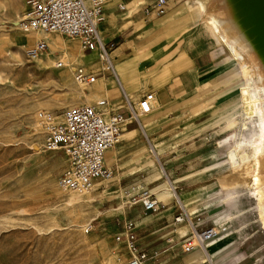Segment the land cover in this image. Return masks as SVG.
<instances>
[{
  "label": "rangeland",
  "instance_id": "obj_1",
  "mask_svg": "<svg viewBox=\"0 0 264 264\" xmlns=\"http://www.w3.org/2000/svg\"><path fill=\"white\" fill-rule=\"evenodd\" d=\"M26 7V0H0V264H126L129 251L116 235L122 231L123 217L136 219L133 209L137 205L143 207L139 188H135L137 180H141L142 187L149 189L159 185L158 196L166 200L165 196L170 192L174 195L172 185L190 180L178 179L186 174V166L193 163L199 168H214L211 181L217 186L204 194L205 201L218 205L214 215H221L225 209L240 213L256 234L255 244L264 252V216L260 214L262 210L250 183L256 162V147L252 143L256 141L260 128L258 113L250 110L254 105L244 97L246 88L252 97L258 94L253 58L244 56L234 61L223 50L232 59L226 88L229 92L224 100L226 105L223 110L214 112V116L209 114L207 117V122L216 124L213 129L216 135L201 143L203 146L212 142L214 157L193 158L194 161L188 157L190 155L185 156L194 148L181 149L182 145L177 142L167 143L164 148L155 143L157 152L158 149L161 153L162 150L180 148L183 157H169L162 153L160 162L157 161L153 168L146 165L147 159L153 156H147L143 162L146 168L137 179L115 174L97 181L90 192L62 190L57 180L66 167L64 154L62 150L47 149L37 111L45 108L61 113L72 106L69 98L74 95L75 84L83 93L84 86L75 81L72 69L75 64H82L78 58L83 50L77 39L54 35L75 43L71 47L69 44L73 51V59H69L65 53L53 51L51 39L43 35L49 45L47 52L40 59L28 58L26 48L37 38L28 40L26 35L33 33L38 38L42 35L25 33L17 26L16 22ZM211 8L215 5L211 4ZM204 18L210 25L205 14ZM59 59L65 61L66 66H57ZM203 112L207 111L189 112L187 123ZM145 124L148 131L154 122ZM126 143L122 141L119 146ZM260 170L262 175V167ZM172 180L176 181L170 182ZM127 190L135 194L137 202L128 201ZM189 202L186 201V205ZM186 211L190 215L199 214L192 206H187ZM143 216H146L144 212L140 218ZM145 227L142 231L137 229L138 236L140 233L147 237ZM224 227L226 225L222 224L219 232ZM152 261L153 258L146 264Z\"/></svg>",
  "mask_w": 264,
  "mask_h": 264
},
{
  "label": "crops",
  "instance_id": "obj_2",
  "mask_svg": "<svg viewBox=\"0 0 264 264\" xmlns=\"http://www.w3.org/2000/svg\"><path fill=\"white\" fill-rule=\"evenodd\" d=\"M156 2L105 0L104 18L99 23V30L103 38L115 39L118 43L114 51L116 73L104 71L94 82L83 87V93L75 84L74 95L69 98L73 105L94 104L109 116L112 112L127 110L128 102L138 106L145 94L154 93L151 111L143 114L140 122L128 120L120 141L105 153L106 164L115 168L114 175H130L135 179L143 174L146 168L143 162L147 156H153L146 161V165L153 168L157 161L160 162L162 153L169 157H183L180 156L182 148H194L185 154L192 159L214 157L212 142L201 144L216 135L213 130L216 124L206 120L209 114L214 116V112L223 110L229 92L226 88L231 60L224 54L197 3L194 0H167L164 14L146 12L145 8L154 6ZM120 4H125V8H120ZM48 32L53 34H42L38 39L46 35L50 39L54 35L68 36ZM65 41L70 47L75 45L71 40ZM59 51L64 54V49ZM93 51L80 52L78 60L87 69L101 73L102 60ZM72 53L71 50L67 58L73 59ZM100 99L107 102L99 104ZM203 110L207 112L194 116L192 122L187 123L189 112ZM149 121L154 124L147 131L145 122ZM122 141L127 143L119 146ZM173 142L181 144V149L162 150L161 153L158 149L157 152L155 143L165 148V144ZM116 152L119 155L113 158L112 154ZM62 153L67 167L68 157L64 151ZM186 168V174L178 180H190L176 184L185 207L192 206L199 214L207 212L205 224L214 223L219 229L222 224L226 227L207 242V257L199 248L185 252L181 242L190 227L175 222L178 204L173 192L165 196L166 208L152 214L155 218L151 219L149 215L140 218L143 207L137 205L133 213L138 223H143L141 226L138 224L137 229L142 231L146 226L147 231L146 238L139 233L142 245L150 251L160 250L151 264H264V252L254 241L256 234L249 229L240 213L225 209L221 215H214L218 205L205 201L204 194L217 186L215 181H211L214 168H199L197 163ZM158 186H152L151 190L158 194ZM186 201H190L189 204L186 205ZM224 207L227 208L226 203Z\"/></svg>",
  "mask_w": 264,
  "mask_h": 264
},
{
  "label": "built area",
  "instance_id": "obj_3",
  "mask_svg": "<svg viewBox=\"0 0 264 264\" xmlns=\"http://www.w3.org/2000/svg\"><path fill=\"white\" fill-rule=\"evenodd\" d=\"M26 4L24 14L16 22L22 31L60 32L77 38L84 51L100 48L101 73L80 64L74 73L78 82H94L104 71L116 73L114 51L118 43L115 39L103 38L99 30V23L104 18L105 0H26ZM120 8H125V4H120ZM145 10L162 15L167 10V0H157L154 6L148 5ZM47 47L48 43L44 38L38 39L26 48V55L36 59ZM57 66H65L64 61L59 59ZM153 97L154 93L148 92L139 100L138 106L128 102L127 110H118L109 116L96 105L88 103L69 106L61 113L39 109L37 119L44 133L47 149L62 150L68 157V165L58 177V186L62 190L90 192L96 180L114 176L115 168L105 162L106 150L120 141L128 120L140 122V117L151 111ZM106 102V99L98 101L99 104ZM151 150L153 152V148ZM135 188H139V200L143 203L146 216L166 208L167 202L151 189L142 187L139 181ZM173 188L180 210L174 218L175 222L190 227L181 247L185 252L199 248L207 257V241L218 235L219 227L214 223L205 224V214L190 215L177 193V186L174 185ZM126 193L130 203L138 201L131 190ZM122 225V231L116 238L123 241L129 251L126 264H146L148 259L157 258L159 249L150 251L142 245L135 218L124 216Z\"/></svg>",
  "mask_w": 264,
  "mask_h": 264
},
{
  "label": "bare ground",
  "instance_id": "obj_4",
  "mask_svg": "<svg viewBox=\"0 0 264 264\" xmlns=\"http://www.w3.org/2000/svg\"><path fill=\"white\" fill-rule=\"evenodd\" d=\"M196 3L203 11L202 15L205 14L207 16L208 22L223 50L226 51L234 61L244 56H251V58H253L252 64L257 69V77L255 80L258 87V94L255 93V95H253L254 97H252L247 88H244V97L254 105V109L250 108L251 112L258 113L260 133L256 141L252 143V145L256 147V162L253 171H251L250 183L253 185V192L258 198L257 200L259 202H257L262 210L260 214L264 216V0H197ZM211 4H214L215 8H211ZM30 32L41 35L50 33L41 32L40 30ZM26 36L28 40L32 37L38 39L37 35L33 33ZM46 37H49V35H46ZM51 43L53 51L64 49V53L68 57L71 50L69 49V43L67 41L51 36ZM47 50L48 49L44 50L36 59L43 57ZM94 51L100 55L99 47L95 48ZM251 58L248 59L250 60ZM64 63L66 66L65 61ZM78 65L80 64H75L72 67L73 73H75V69ZM75 81L79 85H87L86 83L78 82L76 79ZM113 147L107 150L109 151ZM261 167L263 169L262 175L260 173V171H262L260 170ZM99 180H96V182ZM212 240H208L207 242Z\"/></svg>",
  "mask_w": 264,
  "mask_h": 264
}]
</instances>
